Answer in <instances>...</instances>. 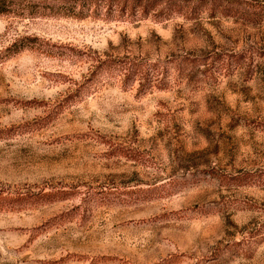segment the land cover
<instances>
[{
    "label": "rangeland",
    "instance_id": "obj_1",
    "mask_svg": "<svg viewBox=\"0 0 264 264\" xmlns=\"http://www.w3.org/2000/svg\"><path fill=\"white\" fill-rule=\"evenodd\" d=\"M174 3L0 15V264H264V0Z\"/></svg>",
    "mask_w": 264,
    "mask_h": 264
},
{
    "label": "trees",
    "instance_id": "obj_2",
    "mask_svg": "<svg viewBox=\"0 0 264 264\" xmlns=\"http://www.w3.org/2000/svg\"><path fill=\"white\" fill-rule=\"evenodd\" d=\"M182 8H176L174 0H0V15L21 19L42 16H98L99 14L104 15L105 19L114 17L138 19L148 16L151 12H155L156 18L168 19L172 14L179 13ZM25 39L19 38L13 41L5 50L15 52L22 49L25 45H18V43ZM142 70L138 65L124 67L127 78L131 80L146 76V73L142 74ZM2 193L3 191H0V195ZM15 196L17 195L9 192L6 197L1 196V207V203L15 201Z\"/></svg>",
    "mask_w": 264,
    "mask_h": 264
}]
</instances>
